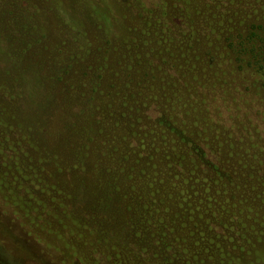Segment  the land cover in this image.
I'll return each instance as SVG.
<instances>
[{
    "label": "trees",
    "instance_id": "trees-1",
    "mask_svg": "<svg viewBox=\"0 0 264 264\" xmlns=\"http://www.w3.org/2000/svg\"><path fill=\"white\" fill-rule=\"evenodd\" d=\"M1 49V262L264 264V0H0Z\"/></svg>",
    "mask_w": 264,
    "mask_h": 264
},
{
    "label": "rangeland",
    "instance_id": "rangeland-1",
    "mask_svg": "<svg viewBox=\"0 0 264 264\" xmlns=\"http://www.w3.org/2000/svg\"><path fill=\"white\" fill-rule=\"evenodd\" d=\"M102 1L106 4H108V2H110V0H102ZM3 47H5V44L2 46V48ZM0 55H1V58H4V55L2 53V49H1ZM17 55H18V51L16 50V51H14L13 56L17 58ZM26 79H27L26 82L23 83V88H26V87L30 88L31 89L30 95H28L27 97H20V103H12V108H15L17 110L18 116H20L23 119V121L26 122V125L31 124L30 120H32V121L37 120L38 123L42 124L40 117H42V115H43L44 120L46 121V116L49 113H51V108H50V103H51L50 97L51 96L49 94L43 92L39 88L38 83H37V87H36L37 75L32 80L29 77V75H27ZM28 94H29V92H28ZM62 117H64V116H62ZM67 119H68L69 123L71 122V119H73V124H72V126L70 125L72 128L71 127L70 128L75 130V131L81 132L83 135H86L87 132L92 129V128H89V126H90L89 119L86 117L85 114L84 115H78V110L72 111L69 115L67 114ZM25 128L28 129L29 127H25ZM2 131L4 133V128H2ZM50 136H53V134H50ZM24 166H26V165L16 166V171L20 177L26 179L27 177H29V174L31 173V171ZM34 175L35 174H33L31 176V178ZM45 179L47 180V182H49L47 177ZM43 181H44L43 175H39L38 180H36V182H38L42 186ZM35 193L37 194V192H35ZM39 193L40 192H38V194ZM38 194H37L36 206H37V208H41V207H43V203H44L43 202L44 195H42V194L38 195ZM84 195H85V193H84L82 188H76L75 195H73V197H75L76 200L81 201L84 199ZM8 199H10V198H8ZM104 200H105V198H103V201ZM104 202H102V203L104 204ZM101 207L103 208V205ZM0 264H6V263L0 261Z\"/></svg>",
    "mask_w": 264,
    "mask_h": 264
}]
</instances>
